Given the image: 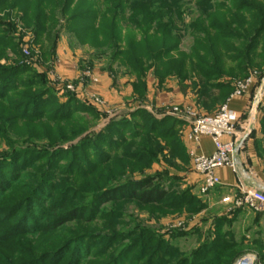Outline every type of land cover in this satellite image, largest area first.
<instances>
[{
	"label": "rangeland",
	"instance_id": "obj_1",
	"mask_svg": "<svg viewBox=\"0 0 264 264\" xmlns=\"http://www.w3.org/2000/svg\"><path fill=\"white\" fill-rule=\"evenodd\" d=\"M174 1L182 4V29L201 18L204 9L198 3L212 5L211 17L203 16V22L214 25V33L235 39L226 46L231 57L246 52L247 40L258 35L255 29L264 22V0H0V264H230L229 249L215 245L218 219L212 200L223 194L220 187L201 194L190 182L189 165L177 160L173 165L160 155L145 164L121 158L123 150L150 137L145 122L133 118L136 110L157 121L177 118L164 114L163 106L177 104L157 107L153 102L156 91L179 89L192 96L201 112L213 113L228 98L215 86L205 88L207 83L235 81L225 76L207 82L196 75L182 81L173 72L170 64L193 46L191 32L178 50L173 42L164 46L161 37L146 32L155 24L150 14ZM259 37L252 58L227 65L246 68L247 75L256 73L259 79L264 32ZM146 42L153 51L174 50L161 58L159 68L166 71L154 72L155 62L148 60L136 102L111 114L103 112L98 95L87 98L89 79L76 82L55 72L58 50L64 49L66 59L83 70L82 77L116 63L121 77L137 82L128 63L147 52ZM118 49L124 52L120 60L115 58ZM67 83L77 85L78 93L65 90ZM205 90L208 97H201ZM121 119L131 120L128 127L107 133L112 121ZM179 122L170 123L183 143L185 128ZM143 180L162 190L159 202L132 198ZM234 251H239L235 263L250 252L240 245Z\"/></svg>",
	"mask_w": 264,
	"mask_h": 264
},
{
	"label": "trees",
	"instance_id": "obj_2",
	"mask_svg": "<svg viewBox=\"0 0 264 264\" xmlns=\"http://www.w3.org/2000/svg\"><path fill=\"white\" fill-rule=\"evenodd\" d=\"M196 6L201 10L204 9L200 12L201 18L198 20L197 19L194 20L192 25L184 26L183 29L181 27L178 28V21H180L179 25L181 24L182 21L186 22V20L182 16L183 12L181 13L180 11L182 9V4L180 3L174 1L173 3H170V5L164 4L162 6H159L160 9H162L159 11V13L153 11L150 14V20L152 22H155V24L151 27V32L150 30H148V32L146 33H152L161 37L164 46L167 43L173 42L172 47H174V50H178L179 46H181V42L184 35H187V33L191 32L189 34L193 39V46L189 52H180L179 56H177L178 58H175L174 66L173 63L172 64L169 63L173 68V72H175L180 78H182V81L194 75L200 77L202 80H205L207 82H211L212 79L213 80L221 79L225 76H231L235 78V81L247 77L248 72L246 68L243 69V67L239 66L234 70L233 69L234 66L232 67L228 66L227 63L234 60H241L246 57L252 58L251 52L254 47V42L257 39H259L261 33L264 32V22L262 23V25H259L258 27H256L257 24L255 25L256 27L255 31L256 34L258 33V35L247 40L248 44L246 47V52L244 53L236 50L237 52H234V56L231 57L228 55L230 51L229 52L226 51L227 48L226 46H230L234 44L233 41L231 40H235V39H233V37L231 38V36L229 35L214 33L217 32L216 27H214V25L209 26L210 24L208 25L205 22H203L204 21L203 16H207L209 18L211 17L210 15L212 14V12H210V10H212L213 6L205 3H198V5ZM151 7L155 8L154 5H152ZM89 30L97 33L95 28L93 29L91 28ZM114 30L115 31L118 30L117 24H114ZM86 31L88 30L84 29V32ZM134 42H135L134 46L139 45L138 41L134 40ZM145 44H147L149 47L148 49H146L147 52H145L143 55H139L140 53H138L137 54L138 56L130 57L132 63H128V68H129L128 73L132 74L133 72L134 74H136L137 77L136 78L137 82L134 83L135 91L137 90L140 93H141V89L144 88L145 86L143 78L145 72L147 71L148 60L150 59L154 60L156 65L153 68L154 72L160 73L166 71L164 70L165 66L163 68H159V66L161 65V58H164V56L174 52V50H170L167 47H164L168 49L164 53H163L164 49L153 51L151 49V45L148 44V42H146ZM132 45L133 43H131V46ZM118 48H120V46ZM116 54L117 56L115 58H119L120 60L122 58V55H124V52L118 49ZM188 63H192L193 67L188 68L187 67ZM247 63H249V65L252 64L253 63L252 59H248ZM115 64L116 63H111L108 66V68L112 69V67ZM151 67L153 66L151 65ZM170 70L171 69L168 66L167 68L168 73L171 72ZM235 81L233 85L232 84L223 85L221 83L208 85L207 83L205 88H207L208 86L210 87L215 86L216 88H218L220 92L222 91L224 92V96L226 98H229V96H231V94L234 92ZM207 91L208 90L203 91L201 97L202 96L208 97ZM40 99L41 97H38L37 101L39 102ZM133 118H139L145 122V126L146 127L148 126L147 128H149L148 130L150 137L147 139V141H137L133 149L130 148H127L125 150L121 149L123 150V152H121L122 159H124L129 164H134V163L145 164V162L146 163L153 162L160 155L162 158H165L169 162L173 160L172 164L174 162L176 165V160H177V162H182L184 165H189L190 155L188 153V149L184 144V142L182 143V141L178 139L177 136L178 129L177 131L174 132V130H176L175 127H173L174 124H177V126H179L181 123L179 122L178 119L166 118L163 119L162 121H157L152 116L147 115V113L142 109L136 110L133 113ZM171 121L175 123L172 125V123H170ZM112 122L113 123H111V125H109V127L106 130L107 133L113 131L114 129L118 130L119 128H127L131 120L121 119L119 121L113 120ZM141 129L146 130L145 127ZM262 132L264 134V118H263ZM143 135L144 133L134 137L135 139L134 138L133 139L136 140L142 137ZM159 138L162 139V142L159 141L160 140ZM107 161L108 159L104 160L105 163ZM135 186H136L134 187L135 192H133L131 195L132 198L140 202L143 203L159 202L163 197L162 190H160L159 187L157 186H152L151 181L149 180L140 181ZM116 190H118V187L116 188ZM217 219L218 222L216 224V227L218 233H216L217 241L215 245L217 247H225V249H229V253H227L228 255H226V259L230 262V264H232L239 254V251L238 252L234 251V249H237L239 244L232 239L230 232L224 231V234L220 233L221 228L229 224L230 221H228L224 217Z\"/></svg>",
	"mask_w": 264,
	"mask_h": 264
},
{
	"label": "crops",
	"instance_id": "obj_3",
	"mask_svg": "<svg viewBox=\"0 0 264 264\" xmlns=\"http://www.w3.org/2000/svg\"><path fill=\"white\" fill-rule=\"evenodd\" d=\"M66 58H70L64 49L58 50V62L55 66V72L62 78L75 80L76 82L82 78V69L77 68ZM114 65L112 69L101 68L92 71V79L89 81L88 91L85 92L87 98L92 100L93 95H98L102 101L103 112L122 109L119 106L132 104L138 98L135 96V79L127 75L124 79L117 71ZM87 79V80H88ZM85 85V86H86ZM150 88L149 98H152L154 90L148 82ZM257 85H253L249 91L243 96H229L226 103L235 111L239 117L235 132V153L233 160L236 163L237 170L226 167L218 170L222 184L218 187L222 190L221 196H216L212 200L215 205L216 218L224 217L229 224L223 226L224 231L230 232L232 239L240 246L249 249V253H255L258 256V264H264V210L253 211L248 208H234L232 203H223L222 199L228 195L237 196V183L239 177L249 187L264 191V134L262 132L263 116L258 114L255 123H252L250 111L255 96ZM191 95L185 94L179 89L173 92L155 93V101L153 102L159 107L162 103L174 104H195L191 100ZM264 103V96L261 104ZM117 106V107H113ZM101 108V107H100ZM118 108V109H116ZM105 113V114H108ZM108 114V115H109ZM176 119L183 121L184 131L188 130V123L177 117ZM184 132V133H185ZM185 138V137H184ZM183 138V139H184ZM184 144L189 147V143L184 139ZM199 152L210 155L214 152V145L210 136L201 138ZM192 163L189 161L190 182L200 184V176L192 169ZM248 251V250H247ZM235 264V262H234Z\"/></svg>",
	"mask_w": 264,
	"mask_h": 264
},
{
	"label": "built area",
	"instance_id": "obj_4",
	"mask_svg": "<svg viewBox=\"0 0 264 264\" xmlns=\"http://www.w3.org/2000/svg\"><path fill=\"white\" fill-rule=\"evenodd\" d=\"M92 79V71L83 73L82 81ZM259 79L256 73H252L243 79L235 81L232 97L243 96L253 85H258ZM65 90L78 93L79 87L73 83H67ZM164 114L175 115L188 123L185 139L189 143L188 153L191 158L193 171L200 176L198 190L201 194H207L222 184L218 170L230 167L235 170L236 163L233 160L235 153V132L239 117L235 111L225 103L219 110L213 113H203L193 104L164 105ZM264 115V103L259 107L258 114ZM210 136L214 145V152L210 155L199 152L201 138ZM237 196L228 195L222 199L223 203H232L234 208H248L253 211L264 210V191L247 186L239 177L237 183ZM258 256L255 253L242 255L235 264H255Z\"/></svg>",
	"mask_w": 264,
	"mask_h": 264
},
{
	"label": "water",
	"instance_id": "obj_5",
	"mask_svg": "<svg viewBox=\"0 0 264 264\" xmlns=\"http://www.w3.org/2000/svg\"><path fill=\"white\" fill-rule=\"evenodd\" d=\"M264 96V74L259 80V84L255 93V96L253 98V103L250 111V117L252 123H255L257 116H258V110L261 105L262 98ZM258 264V261L255 263Z\"/></svg>",
	"mask_w": 264,
	"mask_h": 264
}]
</instances>
